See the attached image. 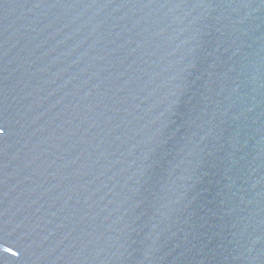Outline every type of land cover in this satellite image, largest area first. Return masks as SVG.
Here are the masks:
<instances>
[{
  "label": "water",
  "instance_id": "1",
  "mask_svg": "<svg viewBox=\"0 0 264 264\" xmlns=\"http://www.w3.org/2000/svg\"><path fill=\"white\" fill-rule=\"evenodd\" d=\"M0 264H264V0H0Z\"/></svg>",
  "mask_w": 264,
  "mask_h": 264
}]
</instances>
